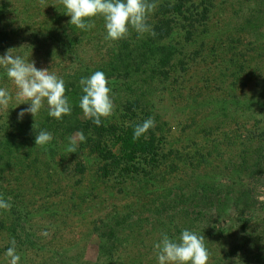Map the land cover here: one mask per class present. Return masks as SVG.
Here are the masks:
<instances>
[{
    "label": "trees",
    "instance_id": "trees-1",
    "mask_svg": "<svg viewBox=\"0 0 264 264\" xmlns=\"http://www.w3.org/2000/svg\"><path fill=\"white\" fill-rule=\"evenodd\" d=\"M152 33L105 40L58 0H0V56L18 50L65 81L71 114L47 105L36 147L29 104L0 108V264H158L154 244L187 229L208 264H264V0H155ZM43 69V67L41 68ZM102 71L112 114L84 117L79 81ZM146 119L155 127L140 139ZM83 133L81 141L79 134ZM78 144L67 151L68 137Z\"/></svg>",
    "mask_w": 264,
    "mask_h": 264
},
{
    "label": "clouds",
    "instance_id": "clouds-1",
    "mask_svg": "<svg viewBox=\"0 0 264 264\" xmlns=\"http://www.w3.org/2000/svg\"><path fill=\"white\" fill-rule=\"evenodd\" d=\"M65 12L71 17L69 23L81 30L95 27L94 23H88L96 17H102L105 22L107 35L105 40L119 41L126 38L131 28L137 34L154 32L148 24V17L156 10L155 0H58ZM43 5L45 0H40ZM26 46V45H25ZM9 48L0 56V66L5 70L7 78L15 86V99L20 104L30 106L19 113V119H23L26 113H30L35 123L33 128L36 147L49 144L53 137L46 130L37 131L36 117L41 109L47 105L48 115L57 120L71 114V106L65 95V81L47 68L38 69L35 61L29 60L25 55L18 54V50ZM83 95L79 102L84 117L92 119L97 126L101 125L102 118H108L113 110L114 103L111 97V89L106 75L102 71L94 72L90 77L81 78L79 81ZM13 99L8 89L0 87V108L7 109ZM155 127L153 119H146L138 124L133 133L134 139H140ZM81 141L83 133L79 134ZM78 144L74 137H68L67 151L77 153ZM11 201V197H8ZM0 197V209L9 210L12 205ZM205 237L187 229L183 230L178 239H170L167 233H162L161 238L154 244V254L158 264H208L209 253L204 244ZM8 264H19L20 256L16 252V241H11L5 254ZM236 264H241L239 257Z\"/></svg>",
    "mask_w": 264,
    "mask_h": 264
},
{
    "label": "rangeland",
    "instance_id": "rangeland-1",
    "mask_svg": "<svg viewBox=\"0 0 264 264\" xmlns=\"http://www.w3.org/2000/svg\"><path fill=\"white\" fill-rule=\"evenodd\" d=\"M42 67L43 69L45 68V66L40 65L38 69H41ZM260 196H261L260 199L264 200V190H262V193H260Z\"/></svg>",
    "mask_w": 264,
    "mask_h": 264
}]
</instances>
